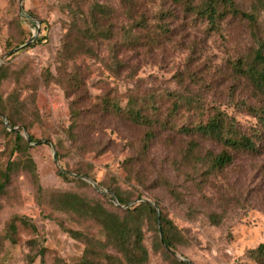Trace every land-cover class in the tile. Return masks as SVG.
<instances>
[{
  "label": "rangeland",
  "instance_id": "obj_1",
  "mask_svg": "<svg viewBox=\"0 0 264 264\" xmlns=\"http://www.w3.org/2000/svg\"><path fill=\"white\" fill-rule=\"evenodd\" d=\"M234 1L241 11L255 2ZM120 2L0 0V67H4L0 98L6 100L20 89L26 108L16 107L14 115L41 142L28 144L27 155L42 190L39 198L26 172L12 177L0 199V264H41L38 251L42 248V264H79L84 244L67 231L99 240L103 234L92 222L55 210L51 195L70 192L97 200L111 212L125 209L103 198L95 190L97 185L116 189L130 199L129 207L139 202L138 197L155 204L175 228V249L167 254L156 244V227L143 224L148 264H256L246 253L264 242V152L232 154L231 165L210 173L202 158L225 149L212 140L180 132L186 118L179 115L172 128L146 129L100 107L103 98L124 107L130 92L156 97L171 93L182 100L200 99L206 114L212 105L219 106L247 134L259 129L247 108H260L264 101L230 67V61L249 46L245 23L228 19L220 32L209 33L204 24L182 11L181 4H161L162 10L174 15L161 21L153 19V9L147 6L149 22H160L170 33L157 36L152 45L142 36L135 48H120L116 56L121 66L111 71L109 48L119 42L117 31L127 24ZM93 4L116 10L115 35L109 43L95 44L93 53L65 56L73 16H87ZM163 101L162 108H167L170 101ZM0 121L1 170L10 158L13 137L5 133L11 129L5 126L4 115ZM149 132L152 137L147 142ZM21 135L26 140L27 132ZM191 144L196 145L195 159H187ZM59 171L78 175L86 185L63 181ZM13 216L36 230L19 227L16 244L3 238Z\"/></svg>",
  "mask_w": 264,
  "mask_h": 264
},
{
  "label": "trees",
  "instance_id": "obj_2",
  "mask_svg": "<svg viewBox=\"0 0 264 264\" xmlns=\"http://www.w3.org/2000/svg\"><path fill=\"white\" fill-rule=\"evenodd\" d=\"M168 2L181 4L182 11L196 22L204 24L209 33L220 32L228 19L245 23L249 33V46L237 59L230 61V67L236 76L247 81L248 86L264 101V0H255L248 11H241L234 0H121L123 17L127 24L122 25L117 31L119 42L109 48L112 61L110 70L114 71L121 66L116 56L120 48H135L141 43L142 36H146L147 42L152 45L157 42V36L170 33L160 22L150 23L146 10L147 6L153 10L156 8L155 12L151 11L154 20L161 21L174 17L170 11H164L160 6ZM72 19L69 40L64 42L65 56L71 53H93L95 44L100 46L102 42L109 43L115 35L112 28H114L113 21H116V10L108 6L93 4L87 16L81 14L79 17L73 16ZM11 57L13 54L10 55ZM3 70L4 67H0V77ZM70 81L77 82L75 79ZM20 95V89H15L6 100L0 98V117L3 115L6 117L7 126L11 129L10 132L5 131V133L13 137L10 158L0 170V199L7 193L12 177L18 171L30 175L35 184L37 196L42 198V190L37 184L35 165L27 155L28 144L40 145L41 142L29 134V125L15 118L16 107L26 108ZM163 99L170 101L167 108H162V103H165ZM238 105L246 107L244 103ZM31 107L35 112L33 99H31ZM100 107L104 113L123 118L133 125L146 129L172 128L175 119L181 115L188 122L179 129L180 132L212 140L225 149L216 156L206 154L202 158L210 173L219 172L231 165L232 154L258 155L264 152V105L260 108H247L252 117L257 120L259 127V129L252 128L250 134L244 132L238 121L219 106L212 105L206 114L205 105L200 102V99L182 100L171 93L156 97L154 95L138 96L130 92L124 107L105 98L102 99ZM22 131L27 132V141L22 137ZM151 134V132L146 134L147 142L152 137ZM258 141H262L263 145L260 146ZM195 150L196 145L191 144L186 154L187 159H195L193 154ZM14 155L15 158H13ZM57 158L58 154H55V159ZM58 177L63 181H76L86 185L78 175L73 177L59 171ZM84 177L89 178L88 175ZM95 190L110 202L115 201L118 208L125 207V209L120 212H111L97 200L70 192L51 195V204L55 210L83 222H92L103 234V239L99 240L80 231H67L69 236L84 244L85 248L79 264H148V251L144 245L143 234L145 222L156 227L155 241L158 248L167 254L174 251L175 228L158 212L155 204L152 206L138 197L139 202L129 207L130 199L123 197L116 189L97 185ZM104 190L107 193H104ZM19 227L31 230L32 233L36 231L35 227L23 218L13 216L6 225L3 238L11 244H16ZM44 251L43 248L38 251L41 264ZM246 257L256 264H264V242L257 248L247 251ZM176 263L188 264L178 261Z\"/></svg>",
  "mask_w": 264,
  "mask_h": 264
},
{
  "label": "water",
  "instance_id": "obj_3",
  "mask_svg": "<svg viewBox=\"0 0 264 264\" xmlns=\"http://www.w3.org/2000/svg\"><path fill=\"white\" fill-rule=\"evenodd\" d=\"M4 124H5V126H7V122L6 121H4ZM26 140H28V137L27 136H26Z\"/></svg>",
  "mask_w": 264,
  "mask_h": 264
}]
</instances>
